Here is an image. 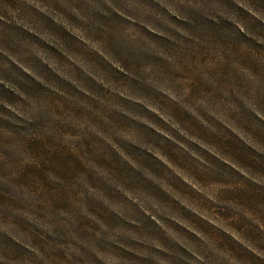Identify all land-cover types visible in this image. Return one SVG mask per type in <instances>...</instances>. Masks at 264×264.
<instances>
[{"label": "rangeland", "instance_id": "obj_1", "mask_svg": "<svg viewBox=\"0 0 264 264\" xmlns=\"http://www.w3.org/2000/svg\"><path fill=\"white\" fill-rule=\"evenodd\" d=\"M0 264H264V0H0Z\"/></svg>", "mask_w": 264, "mask_h": 264}]
</instances>
